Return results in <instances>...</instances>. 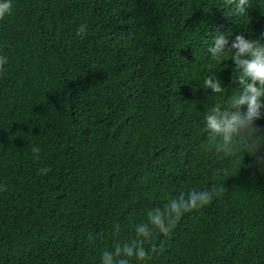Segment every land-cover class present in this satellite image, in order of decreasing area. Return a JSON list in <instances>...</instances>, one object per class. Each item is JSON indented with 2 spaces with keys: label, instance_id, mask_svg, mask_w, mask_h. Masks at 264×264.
Instances as JSON below:
<instances>
[{
  "label": "trees",
  "instance_id": "1",
  "mask_svg": "<svg viewBox=\"0 0 264 264\" xmlns=\"http://www.w3.org/2000/svg\"><path fill=\"white\" fill-rule=\"evenodd\" d=\"M249 3L241 15L225 0H13L0 20V264H102L149 210L221 186L129 264H264V172L243 150L205 147L206 113L241 90L232 53L208 49L218 33L261 38L264 0ZM209 76L223 93L203 88Z\"/></svg>",
  "mask_w": 264,
  "mask_h": 264
},
{
  "label": "clouds",
  "instance_id": "2",
  "mask_svg": "<svg viewBox=\"0 0 264 264\" xmlns=\"http://www.w3.org/2000/svg\"><path fill=\"white\" fill-rule=\"evenodd\" d=\"M226 5H235L238 14H246L251 7L249 0H225ZM13 0H0V20L11 15ZM87 24H81L76 30V36L83 38L87 34ZM229 35L218 33L214 36V44L208 51L214 59L227 56V51L232 53L231 61L232 81L240 85V92L232 96L227 107L217 104L205 115V130L208 132L206 150L225 155H234L240 150L249 154L253 159L248 167L264 172V129L256 121L264 118V34L256 40L246 39L243 34L235 35L229 46ZM227 50V51H226ZM6 56H0V74L7 63ZM205 90L211 89L213 93H223L221 79L209 76L202 84ZM197 89L193 90L196 91ZM33 159H39L40 148H32ZM51 169H40L46 175ZM0 191H7L6 185H0ZM224 187H213L210 191L191 190L187 196L181 194L172 198L164 209L156 207L147 212V222L135 225L136 237L123 244H114L113 251L105 250L102 253V264H129L130 258L147 260L151 258L145 249L146 241H151L153 230L167 236L173 225L187 212L200 209L210 204L214 195L219 196ZM117 235L120 226L115 225ZM89 239L94 237L89 234ZM162 244L151 245V253H156Z\"/></svg>",
  "mask_w": 264,
  "mask_h": 264
}]
</instances>
